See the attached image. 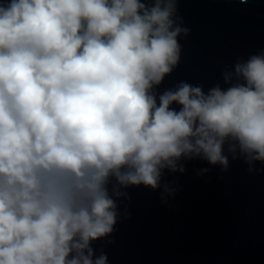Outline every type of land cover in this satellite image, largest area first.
Returning <instances> with one entry per match:
<instances>
[{
	"label": "clouds",
	"instance_id": "clouds-1",
	"mask_svg": "<svg viewBox=\"0 0 264 264\" xmlns=\"http://www.w3.org/2000/svg\"><path fill=\"white\" fill-rule=\"evenodd\" d=\"M175 13L176 0L0 3V264H107L90 245L113 232L120 188L156 189L182 157L227 169L226 143L264 162V52L226 91L182 82L157 106L188 34Z\"/></svg>",
	"mask_w": 264,
	"mask_h": 264
},
{
	"label": "water",
	"instance_id": "water-1",
	"mask_svg": "<svg viewBox=\"0 0 264 264\" xmlns=\"http://www.w3.org/2000/svg\"><path fill=\"white\" fill-rule=\"evenodd\" d=\"M174 19L188 34L177 37L178 64L153 88L157 106L161 94L182 82L205 94L217 85L226 91L237 82L235 65L264 52V0H176ZM226 73L233 74L230 83ZM224 155L227 169L182 157L183 173L164 169L158 188H120L126 195L113 196V232L91 242L93 259L104 254L107 264H264V162L250 165L238 152L233 158L227 143ZM114 185L112 178L110 193Z\"/></svg>",
	"mask_w": 264,
	"mask_h": 264
}]
</instances>
